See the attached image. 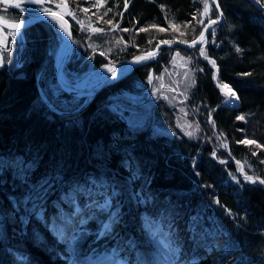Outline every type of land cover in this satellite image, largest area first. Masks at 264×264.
I'll return each mask as SVG.
<instances>
[{
	"label": "trees",
	"instance_id": "1",
	"mask_svg": "<svg viewBox=\"0 0 264 264\" xmlns=\"http://www.w3.org/2000/svg\"><path fill=\"white\" fill-rule=\"evenodd\" d=\"M91 2L78 4L90 12ZM219 4L224 21L209 32L205 56L202 47L175 48L194 58L190 104L215 138L170 136L151 125L134 130L109 109L112 93H134L152 72L159 74L170 48L91 99L61 93L66 106L57 108L42 100L37 87L41 74L46 93L45 82L54 76V26L42 21L24 30L21 66L0 69V264H72L113 247L125 257L119 238L131 235L154 262L163 253L169 264L159 241L170 240L181 250L176 264H264V184L240 173L244 166L248 176L255 171L264 180V12L249 0ZM203 8V0H108L103 19L94 20L102 33L86 49L96 52V66H103L107 56L122 62L154 50L169 34L190 42L206 25L198 22ZM213 17L218 18L214 5ZM70 22L79 35L78 25ZM170 23L188 24L189 30H145ZM112 29L114 39L130 43L122 55L105 48ZM78 53L65 72L85 64ZM217 84L233 87L238 107L224 105ZM109 197L120 214L119 226L113 235L98 238L107 215L95 206ZM77 206L84 215L67 251L49 223Z\"/></svg>",
	"mask_w": 264,
	"mask_h": 264
},
{
	"label": "rangeland",
	"instance_id": "2",
	"mask_svg": "<svg viewBox=\"0 0 264 264\" xmlns=\"http://www.w3.org/2000/svg\"><path fill=\"white\" fill-rule=\"evenodd\" d=\"M79 1L81 0H41L39 3H32L31 0H9V2L5 3L3 0H0V17L10 22H23L38 14L48 11L61 14L69 21L71 20L75 22L79 28V35H77L76 32L74 34V51L76 49L79 50V53L77 54V60H85V64L84 62L83 64L81 63L82 67L80 70H77L75 67L73 70L65 72V69L64 81L71 88L86 90L99 85L101 82L111 77L117 72L118 69H120L133 57L126 61L116 62L106 55L107 62L103 66H96V52L91 54V52H89L86 48L90 41L94 42V35L102 33V29H98L96 27L94 20L97 17L103 19L105 15H101L103 14V8L106 7L108 0H92V10L90 12L84 8L81 10L78 4ZM205 2L208 4L207 11H205ZM15 3H20L23 10H21V8H16L14 6ZM263 4L264 3L261 5L264 6ZM213 5V0H203L204 8L200 13V18L198 21L200 24H203L205 21L207 24L209 21L215 19L213 17ZM16 11H21L22 16H28V18H20V14H17ZM46 21H51L52 25L54 26V35L57 36V42L55 41L54 43V45L56 44V61L54 62L55 72L54 76L50 75V79H47L45 82V94L48 99L51 100V103L55 105V107H63L66 106V104H64L65 101L60 96V94L63 92L56 83L55 74L59 62V56L66 47L67 34L66 29L60 22L52 19ZM116 28L117 27L115 26L114 29ZM94 29H98V31H94ZM145 30L149 33H181L182 30L187 31L189 28L188 24H183L182 26L180 24L174 25L173 23H170L168 27L152 25L147 27ZM85 33L89 35L87 39L84 37ZM115 36L116 34L112 29V40L110 39V41L107 42L108 46H105V48H112L108 51H117L120 55H122L130 43H126L121 38L114 39ZM175 37L176 36L172 37L169 34V37L163 41H160V43L165 41H183L178 37L174 39ZM197 37L193 38L190 42H193L195 39H197ZM25 45L26 35L24 31H9L0 26V58H3V64L0 66V69L19 68L21 66L22 54L24 53ZM90 45L92 47L96 46H93L92 44ZM204 47L205 44L201 49L204 50ZM170 49L171 51L166 55L167 57L162 65V71L159 74H154V72H152L146 82L137 85V90H135L134 93L127 91L112 93L108 97L109 109L125 118L128 124L134 130H140L141 128L145 129L151 125V127H153L158 133H166L170 136L174 135V132H177L192 140L207 139L211 137L215 138V131V135L210 137L208 129L212 128L207 127V125L204 124L202 120L197 119V114L192 108V104H190L191 91L196 85V74L192 64L194 59L193 56L184 54L177 49ZM149 51L143 50L141 53ZM205 54L206 52L204 50V54H202V56L204 57ZM101 55L103 56L102 53ZM83 57L85 59H83ZM157 58L159 59L161 56L158 54L151 60L144 61L139 65L142 66L144 64L150 63ZM109 69H111V71H109ZM125 74H123L121 77H123ZM121 77L119 79H121ZM119 79H117L115 82H117ZM217 86L225 96L224 105L226 107L236 108L239 106V98H232L227 92L228 89L222 88V85L219 84H217ZM230 89L236 93L233 87ZM236 97H238L237 93ZM217 156H220V154L218 153ZM244 168V166L240 167V173L244 176V179H246L248 175L246 174ZM250 173L252 175H250V177H252V181L247 179L246 181L258 183L260 180H262L259 174L255 171ZM104 202L98 204V206H102ZM98 206L97 208H99ZM81 215L82 211L78 213V217L81 218ZM55 217L57 218H53V222L49 223V228L55 230L61 238H69L71 236L72 230L74 229L73 226L77 227L78 225L76 222V217H74L73 214L68 213H64V216H59L57 214ZM73 218L75 221L69 225V221L74 220ZM58 221L67 222L68 228L62 229L63 226ZM61 230H63V234ZM70 243H68L67 246H70ZM125 243L128 246L131 245L129 246L130 249H133L134 247L141 249L136 251V257H141V255H144L145 253V255L149 258L144 247H138L141 245L140 241L136 242L135 239L131 238L126 240ZM112 252L113 250L104 251L103 253L95 256L86 255L78 259L73 264H117V262H126V264H128L127 259H121L117 256L112 257ZM162 254L163 253H157L155 262L151 259V261L154 262L152 264H164L163 258H161Z\"/></svg>",
	"mask_w": 264,
	"mask_h": 264
},
{
	"label": "water",
	"instance_id": "3",
	"mask_svg": "<svg viewBox=\"0 0 264 264\" xmlns=\"http://www.w3.org/2000/svg\"><path fill=\"white\" fill-rule=\"evenodd\" d=\"M253 5H255L258 9L264 12V6H262L260 3H257V0H249ZM215 6V9L218 14V18L209 21L201 31L200 35L195 39L193 42L187 43L184 41H174V42H163L160 43L155 47L154 50L140 53L134 56L131 60H129L126 64H124L120 69L117 70L116 73H114L111 77L106 79L105 81L101 82L99 85L86 90H79L69 87L66 82L64 81V70L73 54L74 51V34L73 29L70 21L64 17L61 14L56 13L57 17L59 19H55L51 17L50 15H46L45 13L38 14L34 16L33 18L23 21V22H10L7 20H4L0 17V26L3 27L6 30L9 31H23L39 22L46 21V20H56L60 22L64 28L66 29L67 39H66V47L63 49L62 53L59 56L58 59V66L56 69L55 79L58 87L60 90L67 95L73 96V97H81V98H88L91 99L94 96H96L101 90L104 88L110 86L112 83H114L117 79H119L123 74L127 72H131L133 69H135L140 63L151 60L153 57L159 54V52L163 48H184L187 50H192L197 47L202 46L205 41L207 40L209 32L214 28L215 26H218L223 23L224 21V14L222 12V9L219 4V0H216V3H213ZM216 4H219V8L216 7ZM15 24H19L20 28H14L12 27ZM70 33V35H69ZM151 53V55H150ZM40 78L41 74L38 76L37 79V87L40 94V97L45 103H49V99L46 96L45 92L43 91L41 84H40Z\"/></svg>",
	"mask_w": 264,
	"mask_h": 264
},
{
	"label": "snow or ice",
	"instance_id": "4",
	"mask_svg": "<svg viewBox=\"0 0 264 264\" xmlns=\"http://www.w3.org/2000/svg\"><path fill=\"white\" fill-rule=\"evenodd\" d=\"M3 2L7 3L9 2V0H3ZM32 3H39L41 2V0H31ZM261 0H257V3H260ZM213 3H216V0H213ZM16 8H21L20 3H15L14 5ZM66 6V5H65ZM216 7L219 8V4H216ZM208 9V4L207 2H205V11H207ZM21 10H23L21 8ZM46 15H50L51 17L55 18V19H59V17H57L55 12H45ZM12 27L14 28H20L19 24H15ZM143 31V29H141ZM94 31H98V29H94ZM124 31H127V29H124ZM70 35V33H69ZM166 43V41H165ZM240 49H237V51H239ZM201 54H204V50L200 49ZM151 55V53H150ZM207 58V57H206ZM213 64L215 63L214 61H211ZM3 64V58H0V66H2ZM109 71H111V69H109ZM115 75V74H114ZM222 88L224 89H228V92L230 93L232 98H238L236 97V93L229 88L228 85H222ZM238 119L243 120L244 117H238ZM241 143H246V144H251L254 143V141H250V140H244L241 141ZM259 146V145H258ZM255 154V153H253ZM247 180L252 181V177L248 176L246 177ZM261 184H264V180H260L259 181ZM100 211L106 213L107 215V219L105 221H103L101 223V225L99 226V232H98V238H104V237H108L111 236L115 233V229L116 227L119 226V222H120V214L118 212H116L113 209V203H112V199L111 197H109L108 199L105 200L104 204L102 206H98ZM152 231V236L153 238H155L157 236V232L156 230L153 228L151 229ZM75 239V237L73 238ZM161 247L165 250L166 253V260L169 262V264H176V261L179 260L180 258V248L177 245L176 247L172 246V242L170 240H161L159 241ZM131 246V245H129ZM117 255L116 250H113L111 256L115 257ZM111 258V257H109ZM117 264H126V262H117ZM136 264H152L151 261H146L143 260L140 257H137V261Z\"/></svg>",
	"mask_w": 264,
	"mask_h": 264
},
{
	"label": "bare ground",
	"instance_id": "5",
	"mask_svg": "<svg viewBox=\"0 0 264 264\" xmlns=\"http://www.w3.org/2000/svg\"><path fill=\"white\" fill-rule=\"evenodd\" d=\"M229 87H230V85H228ZM231 88V87H230ZM228 92V91H227ZM228 94H230L229 92H228ZM57 218V217H56ZM55 218V219H56ZM60 224H62V229H65V228H67V222H65V221H58ZM62 232H63V230H61ZM129 237H127L126 239H128Z\"/></svg>",
	"mask_w": 264,
	"mask_h": 264
}]
</instances>
